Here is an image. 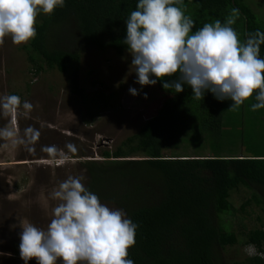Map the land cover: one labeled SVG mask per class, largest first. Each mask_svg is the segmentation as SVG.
Masks as SVG:
<instances>
[{"label":"trees","instance_id":"1","mask_svg":"<svg viewBox=\"0 0 264 264\" xmlns=\"http://www.w3.org/2000/svg\"><path fill=\"white\" fill-rule=\"evenodd\" d=\"M137 2L65 0V6L51 16L40 14L36 38L24 45L35 72L42 70V64L62 73L70 71L73 90L79 92L76 64L83 52L111 48L121 54L129 50L123 43L125 21ZM183 4L185 15L195 22L193 31L216 19L223 23L232 8L240 11L233 27L241 41L247 33L264 31V18L246 0H183ZM260 58L264 59V44ZM175 79L176 75L157 79L161 103L135 134L114 151H104L102 160L83 163L88 176L85 187L101 202L122 209L138 225L136 243L127 257L134 264H223L221 250L238 242L225 221V216L236 212L232 192L240 187L252 190L241 212L252 201L264 204V109L251 110L255 92L233 110L231 100L219 101L210 91L196 100L186 84L179 93L162 87ZM228 126L238 128L242 140L253 139L249 155L220 154L223 128ZM250 127L252 137L245 131ZM182 139H198L210 155H164L165 150H176ZM138 153L144 158H129ZM243 236L245 244L264 251L262 226ZM245 263L264 264V258L247 256Z\"/></svg>","mask_w":264,"mask_h":264},{"label":"clouds","instance_id":"2","mask_svg":"<svg viewBox=\"0 0 264 264\" xmlns=\"http://www.w3.org/2000/svg\"><path fill=\"white\" fill-rule=\"evenodd\" d=\"M64 6L65 0H0V46L6 38L14 45L35 39L37 17L51 16ZM185 11L183 0H138L136 10L125 21L123 41L132 55L135 82L155 85L157 79L176 75L177 79L163 83L165 90L179 93L186 84L196 100L210 91L219 101L231 100L233 110L255 92L251 110L264 109V59L260 58L264 31L247 33L241 41L233 27L240 18L238 8H232L223 23L216 19L193 31L195 22ZM129 92L138 94L135 88ZM33 109L32 103L18 95H0V118L7 121L0 127L4 147L34 151L39 130L19 127L21 118H28ZM65 148L68 153L77 151L71 143ZM42 150L59 165L70 159L56 145ZM83 179L69 175L52 191L51 198L58 203L46 229L27 220L21 222L19 255L24 264L33 259L36 264H134L127 257L136 243L138 225L122 209L102 203ZM244 250L249 256L264 258L253 244Z\"/></svg>","mask_w":264,"mask_h":264},{"label":"rangeland","instance_id":"3","mask_svg":"<svg viewBox=\"0 0 264 264\" xmlns=\"http://www.w3.org/2000/svg\"><path fill=\"white\" fill-rule=\"evenodd\" d=\"M246 1L263 19L264 0ZM26 44L14 45L6 38L0 46V95L15 94L32 103L33 111L28 118H21L19 127L23 130L31 126L40 132L31 152L23 147H4L5 142L0 140V264H24L19 255L21 222L27 220L46 229L58 203L51 198L52 191L69 175L84 177L85 185L88 176L83 163L102 160L104 151H114L126 137L135 134L155 115L163 95L157 84L141 86L135 82L129 50L121 54L111 48L83 52L76 64L79 92H75L70 71L62 73L42 64V70L36 73L24 49ZM130 88L138 94L131 95ZM6 123L0 118V127ZM245 131L252 137L253 128ZM241 138L238 128L224 127L220 154L249 155L248 146L249 142L253 145V139ZM182 140L176 150H165L164 155H210L198 139ZM69 143L76 147L75 153H68L65 145ZM50 145L64 149L70 159L63 165L56 163L42 150ZM129 158L144 157L138 153ZM251 194L247 187L231 194L236 212L225 216V221L237 234L238 242L221 250L223 264H247L249 255L244 250L247 244L243 242V232L264 228V204L252 201L242 212L239 210ZM102 203L118 209L111 203ZM29 264L36 262L33 259Z\"/></svg>","mask_w":264,"mask_h":264}]
</instances>
